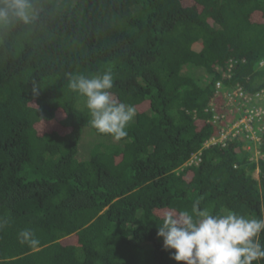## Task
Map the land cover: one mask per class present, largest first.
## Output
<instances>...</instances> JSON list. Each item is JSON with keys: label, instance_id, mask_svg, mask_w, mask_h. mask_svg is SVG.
Listing matches in <instances>:
<instances>
[{"label": "trees", "instance_id": "trees-1", "mask_svg": "<svg viewBox=\"0 0 264 264\" xmlns=\"http://www.w3.org/2000/svg\"><path fill=\"white\" fill-rule=\"evenodd\" d=\"M108 69L120 140L68 88ZM196 202L264 218V0H39L0 32V264H178L157 228Z\"/></svg>", "mask_w": 264, "mask_h": 264}, {"label": "clouds", "instance_id": "clouds-1", "mask_svg": "<svg viewBox=\"0 0 264 264\" xmlns=\"http://www.w3.org/2000/svg\"><path fill=\"white\" fill-rule=\"evenodd\" d=\"M38 14L39 0H0V32L17 23L32 25ZM67 78L68 88L85 99L92 128L116 140L128 135L127 127L134 120L136 109L113 97L111 69L94 75L69 72ZM38 89L34 87L33 92ZM261 232L264 218H246L236 212L212 214L196 202L191 213L184 210L164 214L156 234L162 238L163 248L172 250L171 258L178 264H253L264 259ZM18 239L20 243L39 244L30 229L21 230Z\"/></svg>", "mask_w": 264, "mask_h": 264}, {"label": "built area", "instance_id": "built-area-1", "mask_svg": "<svg viewBox=\"0 0 264 264\" xmlns=\"http://www.w3.org/2000/svg\"><path fill=\"white\" fill-rule=\"evenodd\" d=\"M218 86H219V84H217ZM237 93H239V92H234V93H232L233 95H236ZM232 95V96H233ZM239 95H241L240 93H239ZM232 96H229L228 97V101H230V100H232ZM257 115L259 114L258 112L256 113ZM249 121H251V117L250 116H244L238 123H236V124H234V125H232L231 127H230V129H229V132L231 131V130H233L234 128H238V126L240 125V124H244V127H246L247 129H251V126L249 125Z\"/></svg>", "mask_w": 264, "mask_h": 264}, {"label": "rangeland", "instance_id": "rangeland-1", "mask_svg": "<svg viewBox=\"0 0 264 264\" xmlns=\"http://www.w3.org/2000/svg\"><path fill=\"white\" fill-rule=\"evenodd\" d=\"M228 131H229V130H228ZM228 131H227V132H228ZM90 132H91V131H90ZM222 137L224 138V136H222ZM253 174H254V177H256V178L258 177V172H257V171H255Z\"/></svg>", "mask_w": 264, "mask_h": 264}]
</instances>
